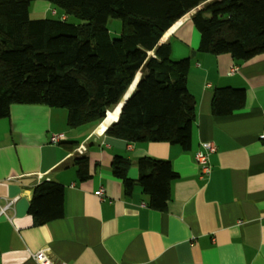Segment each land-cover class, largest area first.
<instances>
[{"label": "crops", "instance_id": "obj_1", "mask_svg": "<svg viewBox=\"0 0 264 264\" xmlns=\"http://www.w3.org/2000/svg\"><path fill=\"white\" fill-rule=\"evenodd\" d=\"M55 11L36 1L30 17ZM192 17L162 38L172 41L174 59L191 60L188 89L197 105L190 150L106 135L122 109L97 134L119 105L103 121L73 129L67 110L45 105H13L0 119V264H38L32 254L44 249L65 264H264V54L238 62L200 52ZM227 87L245 90L244 105L216 115L214 92ZM53 135L64 139L52 145ZM207 142L217 150L209 156L210 175L202 178L195 154ZM116 156L133 163L130 194L112 173ZM143 157L170 161L178 175L165 211L151 209L140 187ZM84 160L85 179L77 164ZM44 182L64 187V217L37 227L29 208Z\"/></svg>", "mask_w": 264, "mask_h": 264}, {"label": "trees", "instance_id": "obj_2", "mask_svg": "<svg viewBox=\"0 0 264 264\" xmlns=\"http://www.w3.org/2000/svg\"><path fill=\"white\" fill-rule=\"evenodd\" d=\"M45 1L54 17L33 20L32 4ZM209 0H0V119L13 105L65 109L68 126L99 123L120 104L136 75L156 48L119 120L106 135L129 143H169L188 151L196 123V97L188 89L190 58L174 59L170 28ZM67 15L66 19H62ZM82 21V23L73 20ZM122 22L113 39L106 24ZM200 34L199 51L230 55L246 62L264 54V0H221L192 17ZM244 89L219 88L212 99L216 115L243 107ZM89 177L87 161L77 163ZM131 160L116 156L112 173L127 194ZM140 187L149 207L165 211L171 183L178 178L170 161H137ZM65 190L44 182L34 192L29 214L35 226L64 217Z\"/></svg>", "mask_w": 264, "mask_h": 264}, {"label": "built area", "instance_id": "obj_3", "mask_svg": "<svg viewBox=\"0 0 264 264\" xmlns=\"http://www.w3.org/2000/svg\"><path fill=\"white\" fill-rule=\"evenodd\" d=\"M62 19H66L65 16ZM237 71L236 67H233L230 70V74H234ZM64 139L63 135H53L50 138V144L57 145L61 140ZM260 140L264 142V131L260 134ZM217 147L214 142H207L203 144V149H200L196 152L195 158L200 166L201 177L205 178L210 175L212 169L209 161V156L216 152ZM105 190L100 188L97 191V195L103 200ZM32 257L38 264H65L60 258H58L55 254L50 253L48 250H40L32 254Z\"/></svg>", "mask_w": 264, "mask_h": 264}, {"label": "bare ground", "instance_id": "obj_4", "mask_svg": "<svg viewBox=\"0 0 264 264\" xmlns=\"http://www.w3.org/2000/svg\"><path fill=\"white\" fill-rule=\"evenodd\" d=\"M191 14H192V13H189V14H187L186 16H184V17L182 18V20H180L179 22H177L172 28H170V30H168L167 34L173 33L174 30H175V28L178 27V25H180L181 22H183V21H185V20L191 18V17H190ZM149 54H150V56H152V55H153V52H150ZM145 69H146V64H144V65L142 66V68L140 69V71L138 72L135 81L133 82L132 86L129 88L128 92H127L126 95L124 96L125 98H124L123 101L119 104V106H118V108L116 109V111H115V112H109V113H108L107 118L105 119L103 125L100 127V129H99V131L97 132V134L100 133V132H101V131H102L107 125H109L112 121H114V120L117 119V117H118V115H119V113H120L121 107L123 106V104H124V102L126 101V99L129 97V95L132 93V90L135 88L137 82H139V80H140L142 74L144 73Z\"/></svg>", "mask_w": 264, "mask_h": 264}, {"label": "rangeland", "instance_id": "obj_5", "mask_svg": "<svg viewBox=\"0 0 264 264\" xmlns=\"http://www.w3.org/2000/svg\"><path fill=\"white\" fill-rule=\"evenodd\" d=\"M49 16L54 17V15L52 16L51 13ZM73 21L82 23V21L75 20V19ZM106 27L108 28L110 35L113 39L120 37L121 31H122V22L119 19H110L108 23L106 24Z\"/></svg>", "mask_w": 264, "mask_h": 264}, {"label": "water", "instance_id": "obj_6", "mask_svg": "<svg viewBox=\"0 0 264 264\" xmlns=\"http://www.w3.org/2000/svg\"><path fill=\"white\" fill-rule=\"evenodd\" d=\"M218 1H221V0H209V1H207V2H205V3H203V4H201L200 6H198L197 8H195L194 10H192V11L190 12V13H192L190 17L196 15V14L199 13L200 11L205 10V9L208 8L210 5H212V4H214V3L218 2ZM188 14H189V13H188ZM163 41H164V38H163ZM156 50H157V48L153 51V55H152V56H150V54L148 53L149 57H148V60L145 62L146 66H147L149 60L155 57V52H156ZM136 76H137V75H136ZM135 79H136V77H135ZM134 81H135V80H134ZM137 84H138V82H137ZM124 98H125V97H124ZM124 98H123V99H124ZM123 99H122V101H123ZM127 100H128V98L126 99V101H127ZM122 101H121V102H122ZM126 101L124 102V104L126 103ZM121 102H120V103H121ZM124 104H123V106H124ZM123 106L121 107V109L123 108Z\"/></svg>", "mask_w": 264, "mask_h": 264}]
</instances>
